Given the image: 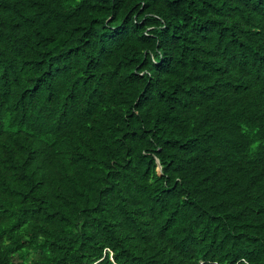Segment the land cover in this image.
<instances>
[{
    "label": "trees",
    "instance_id": "obj_1",
    "mask_svg": "<svg viewBox=\"0 0 264 264\" xmlns=\"http://www.w3.org/2000/svg\"><path fill=\"white\" fill-rule=\"evenodd\" d=\"M0 264H264V0H0Z\"/></svg>",
    "mask_w": 264,
    "mask_h": 264
},
{
    "label": "rangeland",
    "instance_id": "obj_2",
    "mask_svg": "<svg viewBox=\"0 0 264 264\" xmlns=\"http://www.w3.org/2000/svg\"><path fill=\"white\" fill-rule=\"evenodd\" d=\"M158 168H160V167H158Z\"/></svg>",
    "mask_w": 264,
    "mask_h": 264
}]
</instances>
